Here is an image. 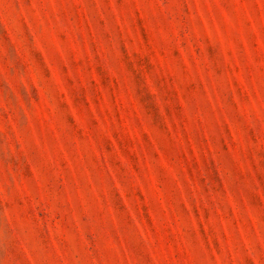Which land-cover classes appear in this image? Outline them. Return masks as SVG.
<instances>
[{"label":"rangeland","instance_id":"obj_1","mask_svg":"<svg viewBox=\"0 0 264 264\" xmlns=\"http://www.w3.org/2000/svg\"><path fill=\"white\" fill-rule=\"evenodd\" d=\"M0 264H264V0H0Z\"/></svg>","mask_w":264,"mask_h":264}]
</instances>
